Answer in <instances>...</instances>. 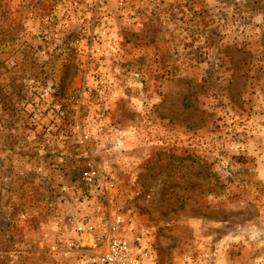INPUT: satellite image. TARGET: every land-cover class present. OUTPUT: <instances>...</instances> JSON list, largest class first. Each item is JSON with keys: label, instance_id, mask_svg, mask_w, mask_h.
Returning a JSON list of instances; mask_svg holds the SVG:
<instances>
[{"label": "rangeland", "instance_id": "1", "mask_svg": "<svg viewBox=\"0 0 264 264\" xmlns=\"http://www.w3.org/2000/svg\"><path fill=\"white\" fill-rule=\"evenodd\" d=\"M263 147L264 0H0V264H264Z\"/></svg>", "mask_w": 264, "mask_h": 264}, {"label": "built area", "instance_id": "2", "mask_svg": "<svg viewBox=\"0 0 264 264\" xmlns=\"http://www.w3.org/2000/svg\"><path fill=\"white\" fill-rule=\"evenodd\" d=\"M51 89L47 90V95ZM56 112L59 118L66 115L64 106L54 105L44 107V104L36 103L31 108L32 121L36 123L44 114ZM80 127L77 126V129ZM47 134L51 137L53 132L62 130L60 126L51 128L48 126ZM59 138L66 139L63 134ZM84 179L90 186H96V172H87ZM99 187V186H98ZM125 224L122 216L108 215L100 218L99 226L102 231L99 234L93 232L97 226L90 223L80 228L82 232L80 242H71L68 246V252H73L79 258L81 264H136L134 259V250L131 248L126 237H120L119 231Z\"/></svg>", "mask_w": 264, "mask_h": 264}, {"label": "crops", "instance_id": "3", "mask_svg": "<svg viewBox=\"0 0 264 264\" xmlns=\"http://www.w3.org/2000/svg\"><path fill=\"white\" fill-rule=\"evenodd\" d=\"M257 157L259 159L260 165L263 166V163H264V147L261 148V149H259L258 154H257ZM259 170H260V176L259 177L262 178V179H264V171H262L261 169H259ZM6 193H8V189H5L4 192L3 191H0V195H2V197L3 196H6ZM6 204H8V203H6ZM6 204H5V206H4V204H1L0 205V209H6V208H8L6 206Z\"/></svg>", "mask_w": 264, "mask_h": 264}]
</instances>
